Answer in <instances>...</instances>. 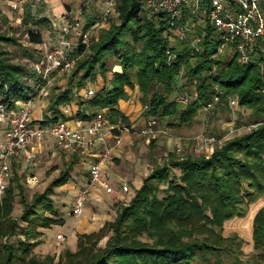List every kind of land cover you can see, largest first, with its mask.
Instances as JSON below:
<instances>
[{"label": "trees", "instance_id": "obj_1", "mask_svg": "<svg viewBox=\"0 0 264 264\" xmlns=\"http://www.w3.org/2000/svg\"><path fill=\"white\" fill-rule=\"evenodd\" d=\"M41 2L44 5L45 0ZM115 11L116 20L110 19L93 35L88 49H76L80 57L66 78L67 86L55 90L46 107L56 115L53 120L60 119V105L71 101L72 87L83 88L101 75L104 85L83 103L93 114L83 113L82 118L91 119L100 108L108 109L114 122L127 123L128 118L115 106L128 97L126 86L135 87L130 71L136 67L144 114L170 129L191 123L214 94L226 106L236 97L240 107L251 111V123L256 125L225 138L209 155L170 153L144 178L135 195L120 203L113 221L79 235L77 248H66L58 258L41 257L31 250L41 242V229L59 222L55 188L69 181L76 160L30 199L15 176L0 197V264H244L243 237L236 232L227 237L223 234L224 223L233 218H240L243 232L252 231L256 252L249 258L254 259L253 264H264L261 67L243 64L234 56L217 58L212 27L202 29V51L192 55L185 43L171 45L165 15H151L141 0H116ZM19 12L16 25L0 9V102L8 108L35 94L40 75L33 63L42 56L37 46L45 42L39 28H52L48 17L33 12L31 0ZM87 18L85 28L93 24V17L88 14ZM169 46L177 53L171 64L165 60ZM116 64L122 72L113 71ZM180 78L187 79L185 83L197 94L184 107L177 99L170 100ZM18 194L22 211L16 217L13 210Z\"/></svg>", "mask_w": 264, "mask_h": 264}, {"label": "built area", "instance_id": "obj_2", "mask_svg": "<svg viewBox=\"0 0 264 264\" xmlns=\"http://www.w3.org/2000/svg\"><path fill=\"white\" fill-rule=\"evenodd\" d=\"M12 10L22 5V0H6ZM92 0H82L77 12H65L62 15L63 27L59 39L55 43L43 42L38 48L42 56L33 63L40 75L35 94L19 105L8 108L0 102V126L3 128L0 138V196L5 193L12 177V164L20 161H32L37 157L32 150L34 144L43 142L47 137H53L57 147L64 152L89 157L88 181L74 195L71 214L83 215L86 199L94 188H104L108 193L113 187L102 173V166L113 161L117 149L122 145V134L132 133L147 138L167 135L168 128L160 126L156 118H147L144 125H132L119 119L114 122L104 110L99 109L87 120H78V127H72L64 119L53 120L52 114L39 118L35 123L32 101L35 96L47 95V85L50 84L54 73L69 74L80 54L75 51L79 46L88 49L92 35L107 25L110 13L115 10L116 0H105L103 8L93 18V24L85 28L83 12ZM151 15L163 14L166 17L169 40L172 43H185L193 55L201 50L202 29L212 27L215 32L216 57H237L243 64L258 63L261 73H264V0H141ZM177 53L170 46L165 51L168 64L175 62ZM217 88V87H216ZM218 89V88H217ZM85 99H91L97 90L92 87L77 89L76 95L82 92ZM264 92V86L261 89ZM219 91V89H218ZM212 100L204 106L208 110L219 103L220 97L214 94ZM188 97L178 101L186 103ZM236 97L229 99V105H237ZM264 123V118L261 120ZM261 122H259L261 124ZM254 124L253 126H255ZM200 148L207 155L212 154L215 136L199 135ZM181 139L178 138L176 152L182 153ZM29 186H35L39 178L29 174L25 178ZM128 191V186L123 188ZM57 244L66 242L68 236L59 232L55 236Z\"/></svg>", "mask_w": 264, "mask_h": 264}, {"label": "crops", "instance_id": "obj_3", "mask_svg": "<svg viewBox=\"0 0 264 264\" xmlns=\"http://www.w3.org/2000/svg\"><path fill=\"white\" fill-rule=\"evenodd\" d=\"M81 2L82 0H45L44 5L37 10L38 13L45 15V17H48L52 22V28L49 30V34H52V30L56 33L54 37L56 41H53V43L57 42L59 39L63 27L62 15L68 11L75 12ZM86 23H88V18L85 19V24ZM113 71L122 72V67L116 64L113 67ZM130 77L134 82L135 87L130 88L126 86L125 90L127 91L128 97L126 99H119L115 107L128 118L127 123L141 126L145 124L148 117L144 114V106L137 95L139 91L137 84L139 77L138 69L136 67L131 69ZM65 81L67 80L62 79L58 86H61L62 84L63 86L61 87L65 88L67 86V83L65 85ZM88 83H90L89 87L97 90L99 88L101 89L104 85V79L99 75L95 82L89 81ZM175 86L176 87L171 92L172 94H170V100L177 99V97L183 92L180 90L181 83H176ZM89 87H83L81 89L86 90ZM72 89L73 96L71 101L67 104L60 105L61 114L59 118L66 120L72 127H78V120L84 122L87 121L82 118L83 113L88 115L93 114V111L84 108L85 104L83 103L90 100L83 97L84 91L82 90L80 95H76L74 91L80 88L72 87ZM39 99L41 100V103L37 106V109L33 110L32 114L35 123H39V118L47 116L44 111L46 110L49 101L46 97H40ZM98 110L94 112V115ZM101 110H104L109 116L108 109ZM54 116L56 118V115L52 111V118ZM208 123L209 121L204 119L203 124ZM193 124L196 125L195 122ZM187 126L189 127L190 125ZM182 127L185 126L183 125ZM229 129L228 132L219 134L220 137L218 138L221 139L222 136L225 140V138L229 136L231 137V128ZM2 132L3 130L0 126V138L2 137ZM213 132L216 134L215 131ZM122 135V145L117 149L113 161L106 162L102 166V173L113 187V191L108 193L102 187L92 189L86 199L85 211L83 215L79 217L73 216L71 211L64 214L62 210L63 208L56 207L58 210L57 218L60 220L57 224H54L49 228L41 229V243L38 245L42 250H50L52 242L55 241V236L59 232H63L68 236L65 242V247L75 250L77 248L78 238L80 237L79 235L98 231L107 221H113L117 215V209L119 208L120 203H126L128 201L126 199L130 197V193L124 192L122 186L128 185L130 191L132 188L131 196L135 195V189L142 185L144 178L149 175L153 168L166 161L170 153H175L174 149L178 143V137L174 136L169 137L159 135L155 138H147L132 133H123ZM181 144L183 145V155H185V153L197 155L193 152L195 147L198 149V145H194L189 141L186 143V140L183 138L181 139ZM32 150H35L37 154V157L34 160H25L12 164V177L10 181L17 175L19 178L22 176L25 178L29 174H34L39 178L40 184L38 185H46L53 180L52 178L50 181H44L46 177L44 174L48 167H56L49 175V177L56 178L59 174L55 176L54 173L59 170L57 164L60 163V160H64V162L67 163L76 160V163L70 170L69 181L65 185L57 188V190L60 192L68 190L71 193L70 197L74 198V195L87 183L89 173L88 170L85 172L83 171L82 165H84L85 161L88 162L89 165L91 164L88 156L81 154L72 155L69 154V152L62 151L57 147L55 139L50 136L43 142L34 144ZM61 157H64V159H61ZM61 171L62 170H59V173ZM176 172L178 173L179 171L176 170ZM261 198H264V196ZM263 205L264 203L262 206ZM262 206H260V208Z\"/></svg>", "mask_w": 264, "mask_h": 264}, {"label": "rangeland", "instance_id": "obj_4", "mask_svg": "<svg viewBox=\"0 0 264 264\" xmlns=\"http://www.w3.org/2000/svg\"><path fill=\"white\" fill-rule=\"evenodd\" d=\"M22 1H23L22 5H24L27 2H29L30 0H22ZM31 1L33 4V12L35 13L43 4H42L41 0H31ZM104 1L105 0H92V2H90L89 6H87L85 8V11L83 12L84 24H85V19H87V17H88V14L94 18V16L99 13L100 9L103 8ZM1 2H0L1 12L8 15L16 25H19V23H18L19 22L18 17L20 15L19 8L17 10H12L10 7L7 6V4H6L7 1L2 2V3ZM75 12H77V9ZM116 16H117L116 11L115 10L112 11L110 13L109 20L110 19L116 20ZM108 23H109V21H107V24ZM39 29H41L40 32L42 33V37H43L45 42L50 44L51 41H52V43H53V41H56L54 38L56 33L53 32V30H52V34H49L50 31L47 30L46 28L44 29V27H43V28H39ZM100 29L98 28V30L93 31L94 33L93 34L91 33L92 37L97 32H99ZM177 46L179 48H181L180 44H178ZM9 49L13 50V51H17V50H15V49H17L16 47L9 46ZM66 78H68V74L65 75V74H61V73L59 75H56L54 78H52L50 84L47 85V90H48L47 93L49 95L47 94L43 97H46V99L49 101L50 96L52 95V93L55 92V90L63 89L61 87V86H63L62 84H61V86H58V85L62 79H66ZM186 80L187 79H184V78L181 79L180 78L176 81L177 84L181 83L180 90L183 91L177 97V101L182 97H188V100L186 103L180 102L182 107L189 104L190 101L197 95L196 92L192 90L189 83L188 84L185 83ZM66 83H67V81H65V85H66ZM89 84L90 83H87L85 85V88L89 87L90 86ZM137 95L140 98L141 92L138 91ZM39 98L40 97L35 96V98L33 99V101H32L33 110L37 109V106H39V104L41 103V100ZM20 103H21V101H18L17 105H19ZM250 112L251 111L249 109L240 107L238 103H237V105L235 104L232 106H230V105L226 106V103H217L212 108H210L208 110L204 109V106H203V108H200V110H198V112L196 113V115L194 116V119L192 121L193 123L195 122L196 125H194L191 122V123L185 124L184 125L185 127H179V129H170L167 127L169 133L167 135H161V136H169V137L174 136V137H178V138L180 137V138L185 139L186 143H188V141H189V142L193 143L194 145L195 144L198 145L197 144V142H198L197 137L199 135H205V136L210 135V136H215L217 138L218 142L217 143L215 142V147H216L218 144L222 143V141L224 140V138H222V136H221V139L218 138V137H220L219 134H223L224 132H228L230 130L229 128H231L230 134L233 135L236 132H239V133L244 132V131L248 130L249 128L253 127L254 124L251 123L252 120H251ZM44 113L46 115L52 114V110H49L48 108H46ZM204 119H207L209 121L208 124H210V125L203 124ZM159 122H160V120H159ZM159 125L164 126L163 124H159ZM187 125H190V126L188 127ZM164 127H166V126H164ZM2 130H3V128H2ZM213 131H215L216 134H214ZM197 148L198 149H196V147L194 148L196 151L194 150L193 153H195V154H201V153L207 154V152L204 148H200L199 145L197 146ZM175 149H174V152L178 156L183 155V153H184L183 150H182V153H178V152H176ZM182 149H183V145H182ZM61 159H64V157L63 158L61 157ZM59 162L60 163L57 164L59 167V170L65 169L67 162H64V160H60ZM88 166H89L88 162L85 161L84 165H82V169L84 172L86 170H88ZM50 167H48L47 171H45L44 175L46 177H45L44 181H46V180L50 181V180H52V178L54 179V177H49V175L53 172L52 171L53 169H51L52 167L51 168ZM59 170L54 173L55 176L59 174ZM25 178H24V176L20 177L21 184L24 186L25 193L29 199L32 197V195L35 192L43 191L45 189V186L48 184L47 183L46 185L43 184L42 186H40V185H38V184H40V182H39L35 186H29L26 183ZM125 186L126 185H123L122 189ZM59 187H61V186H59ZM59 187L55 188V194L56 195L54 194V196H53L54 202H55V207L63 208L62 209L63 213L66 214L68 211H71V207L73 204V197H70L71 193L68 190H66L64 192L58 191L57 188H59ZM124 192H126V191H124ZM128 192L130 193V197L128 199H130L132 197L131 196L132 195V188L130 191V189L128 187V191L126 193H128ZM128 199H126V200H128ZM21 211H22V204L20 201V196L18 194V195H16L13 215L16 217L19 216ZM238 219H240V218H233V219L227 220L224 223L223 234L227 237V235L236 232L241 237H243V239L245 241L243 244V250L245 252L244 264H253L254 259L249 258L253 253L256 252V250H254V247H253L254 243L252 240V231L251 232H243L239 226ZM66 248H69V247H65V243L57 244L56 239H55V241L52 242V246H51L50 250H48V251L42 250L39 245H36V247H33L32 248L33 250H31V251H32V253H34L38 256H41V257H45V256L49 255V256H53L55 258H58L63 253V251H65Z\"/></svg>", "mask_w": 264, "mask_h": 264}, {"label": "bare ground", "instance_id": "obj_5", "mask_svg": "<svg viewBox=\"0 0 264 264\" xmlns=\"http://www.w3.org/2000/svg\"><path fill=\"white\" fill-rule=\"evenodd\" d=\"M117 70V69H116Z\"/></svg>", "mask_w": 264, "mask_h": 264}]
</instances>
